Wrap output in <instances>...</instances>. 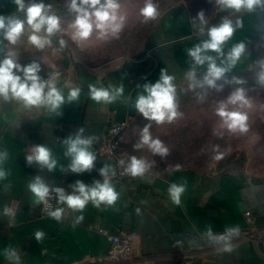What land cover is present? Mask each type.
I'll list each match as a JSON object with an SVG mask.
<instances>
[{"label": "crops", "instance_id": "0c3cea01", "mask_svg": "<svg viewBox=\"0 0 264 264\" xmlns=\"http://www.w3.org/2000/svg\"><path fill=\"white\" fill-rule=\"evenodd\" d=\"M44 2L51 4L57 15L65 11L60 0ZM16 11L14 0H0V15ZM223 17H229L235 28L225 52L236 43L246 45L245 54L225 75L247 71L260 58L264 9L235 12L217 6L207 19L210 25H216ZM193 25L199 27L200 21L189 6L176 4L151 24L139 54L98 65L78 62L67 46L60 50L58 34L53 37L51 47L37 50L28 43L29 33L25 32L21 42L14 46L19 63L40 62V75L45 79L54 70H62L57 87L63 90L66 102L59 110L62 115L58 116L43 107L28 109L15 100L0 98V152L8 153L2 165L7 176L0 180V264H14L5 258L6 248L16 250L20 264H101L97 259L110 245L102 229L113 234L137 235L131 259L112 264L147 263L175 253L184 254L188 264H264V176L247 170L206 173L192 168L155 167L143 179L131 176L120 179L115 174L110 177L119 193L115 205L101 204L96 208L89 202L82 212H73L57 204L55 209L65 208L61 221L49 217L28 189L36 175L42 176L50 186L64 187L68 192L76 180L88 184L93 180L102 181L99 168L115 165L113 160L99 154L100 138L111 122L130 121L139 114L132 106L142 92L137 86L155 83L162 68L175 77L176 88L186 83L185 74L191 65L187 50L206 39L197 34ZM196 72L205 74L206 65L197 67ZM90 84L105 88L123 84V97L107 105L97 103L89 96ZM66 85L81 89L77 101L67 102ZM125 98L130 99L125 101ZM79 128L84 129V136L96 137L92 150L97 160L91 172L75 174L65 172L70 158L64 155L66 146L62 141ZM38 144H46L57 159L53 172L41 171L37 164L27 163L26 156ZM185 182L181 203L175 205L168 188L172 183ZM15 201H19L15 217L5 216L4 207H12ZM247 211L252 213L254 224L246 222ZM80 216L83 219L77 222ZM209 226L216 235L224 234L227 228H239V234L231 238V251L222 250V243L213 244L208 240L205 232ZM37 231L44 233L40 241L35 239ZM178 240L182 243L175 245Z\"/></svg>", "mask_w": 264, "mask_h": 264}, {"label": "clouds", "instance_id": "9594fccd", "mask_svg": "<svg viewBox=\"0 0 264 264\" xmlns=\"http://www.w3.org/2000/svg\"><path fill=\"white\" fill-rule=\"evenodd\" d=\"M209 3L219 6L222 10H242L252 12L257 8L264 9V0H208ZM17 11L11 15H0V98L4 101L15 100L25 108H45L50 113L62 115L59 111L65 104L63 90L57 87L60 73L49 74L45 79L40 75L42 71L41 63L33 60L32 62L21 65L18 60V51L14 46L21 42L22 37L27 31V41L35 46L37 50L53 45V37L58 33L65 32L61 26V18L53 11L51 4H46L44 0H14ZM67 11L74 14L69 27L71 28V40L77 44H82L96 33L98 39L108 37L118 38L122 31L126 15L121 13L119 0H66ZM143 18L142 23L157 20L160 16L158 6L153 0H145L144 6L139 11ZM196 19L200 21V26L193 25L197 34L206 36L192 48L187 50L191 60L190 69L186 72L185 78L188 81V89L209 88L216 89L217 92L223 90V85H217L216 81L225 77L226 73L240 61L245 54L246 45L244 42L236 43L231 49L225 52L227 41L233 36L235 28L229 17H223L221 22L210 25L203 10L197 13ZM6 42V43H5ZM59 48L63 50L67 42L59 38ZM13 46V47H9ZM214 54V55H213ZM219 61V62H218ZM261 70L257 73V83L264 87V61H259ZM206 65V73L202 80L197 79V67ZM175 77L169 75L162 68L159 79L155 83L147 82L138 85L142 92L137 95L134 104L135 110L148 121L139 135V140L133 145L134 149L147 147L154 155H159L164 159L169 155V148L159 138H153L150 132L154 121L156 124L165 122L172 123L174 120L183 116L180 112L177 101ZM238 84L245 83L244 80L233 77ZM228 81H226L227 83ZM69 88L67 102L77 101L80 97L79 87L66 85ZM89 96L91 100L111 104L121 99L124 94V85L119 87L109 85V87H96L90 84ZM207 92L197 93V97L203 100ZM130 98H125V101ZM235 106L230 108L229 106ZM252 102L248 97L247 90L243 87L234 89L225 99L218 102L216 115L220 118V126L230 134H246L249 131L248 114L243 109L251 108ZM84 129L79 128L74 134L65 138L62 143L66 146L64 155L70 158V163L65 172L82 174L91 172L97 160L96 153L92 150L95 136H84ZM214 160L223 158L224 153L220 151L219 145L213 147ZM8 158L6 151L0 152V180L6 178L7 173L2 165ZM29 165L35 163L40 170L53 172L57 168L58 161L54 158L51 149L46 144L34 145L30 154L26 156ZM118 165L123 168V175L131 177L145 178L151 165L144 158L131 156L128 161L121 159ZM181 166L176 165L179 169ZM64 171V169H61ZM99 174L103 180H93L91 184L82 180H76L71 184L72 191L68 192L64 187H52L45 179L36 175L28 184V189L33 194L37 204H44L48 216L61 221L65 208L57 207L52 210L49 201L56 199L58 205H65L73 212H82L86 205L91 202L94 207L99 208L101 204L113 206L119 199V193L111 182V176L116 174L115 167L105 164L99 168ZM186 191V182L181 184L172 183L168 188V194L173 204L180 205L181 196ZM16 209L5 206L3 214L10 218L15 217ZM139 212V209H137ZM83 216L77 218V222ZM11 222V221H10ZM239 234V228H227L224 234H213L211 227L207 228L205 235L213 244H223L222 250L231 251V238ZM44 233L37 231L35 239L40 241ZM5 258L20 264V256L16 250L6 248Z\"/></svg>", "mask_w": 264, "mask_h": 264}, {"label": "rangeland", "instance_id": "374dc122", "mask_svg": "<svg viewBox=\"0 0 264 264\" xmlns=\"http://www.w3.org/2000/svg\"><path fill=\"white\" fill-rule=\"evenodd\" d=\"M60 1L65 10L59 15L65 32L58 35L67 42V47L74 58L82 64L98 65L116 58L139 54L144 48L150 26L155 21L141 22L143 18L139 11L145 0H119L121 13L126 15V22L119 37L98 39L96 33H93L88 41L77 44L71 40L72 30L69 27L74 14L67 11L66 0ZM153 2L158 6L160 15L176 4L186 3L195 18L201 10L208 18L217 7L208 0H153ZM259 61H264V38L260 45ZM259 61L247 71L225 75L224 78L217 80V85H223V90L219 92L206 85L203 89L198 87L189 90L188 81L176 88L178 110L183 116L172 123L158 125L153 121L150 129L152 137L161 139L169 148L167 157L161 159L147 147L133 148L139 140L142 127L148 123L141 114L129 121L122 153L128 158L134 155L146 159L151 165L150 168L176 167L179 164L180 168H192L206 173H237L247 170L264 176V87L257 83V73L261 70ZM204 75H197V79L202 80ZM233 77L242 79L245 83L238 84ZM239 87L247 90L252 102L251 108L243 109L248 114L249 125V131L243 135L230 134L220 126V118L216 115L218 102ZM205 91L207 96L203 100L198 99L197 93ZM216 145H219L220 151L224 153L223 158L218 161L213 159L216 155L213 147ZM188 261L184 254L175 253L173 256L141 264H188Z\"/></svg>", "mask_w": 264, "mask_h": 264}, {"label": "built area", "instance_id": "2783aa9c", "mask_svg": "<svg viewBox=\"0 0 264 264\" xmlns=\"http://www.w3.org/2000/svg\"><path fill=\"white\" fill-rule=\"evenodd\" d=\"M57 71L60 73V76L63 75L62 70H54L53 73ZM128 126V120L111 122L98 142L99 154L113 160L116 168V176L120 179L126 177V175L122 174L123 168L118 165V161L123 159L127 162L129 159L121 151L122 145L126 139ZM13 204L12 207L17 210L19 201H15ZM49 204L52 206V210H54L57 206L56 199L50 200ZM42 206L45 209V205L42 204ZM245 220L249 224H254L255 220L250 211L245 212ZM101 232L110 239V245L105 254L97 259L99 263L112 264L131 259L134 254L135 243L137 240V235L135 233L113 234L106 229H102ZM181 243L182 240H178L175 245H180Z\"/></svg>", "mask_w": 264, "mask_h": 264}, {"label": "water", "instance_id": "95a60500", "mask_svg": "<svg viewBox=\"0 0 264 264\" xmlns=\"http://www.w3.org/2000/svg\"><path fill=\"white\" fill-rule=\"evenodd\" d=\"M3 58V53H1V57H0V59H2Z\"/></svg>", "mask_w": 264, "mask_h": 264}]
</instances>
